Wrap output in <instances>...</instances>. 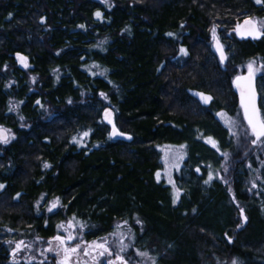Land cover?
Segmentation results:
<instances>
[{
    "label": "trees",
    "instance_id": "trees-1",
    "mask_svg": "<svg viewBox=\"0 0 264 264\" xmlns=\"http://www.w3.org/2000/svg\"><path fill=\"white\" fill-rule=\"evenodd\" d=\"M248 17L264 20V3L0 0V125L15 134L0 143V220L16 226L19 241L43 251L52 237L65 235L57 219L45 218V203L54 197L59 219L82 231L70 245L101 241L123 221L132 230L130 264H151V258L155 264H264V174L251 196L244 164L232 174L247 217L236 235V208L219 178L207 188L187 169L185 195L174 204L170 187L154 177L157 145L187 140L194 163L211 153L193 142L198 131L227 134L209 110L236 107L233 78L249 61L264 65V36L235 31ZM214 26L224 63L210 43ZM17 53L28 57L27 67L15 61ZM256 86L260 106L264 70ZM204 90L213 109L195 99ZM107 107L131 140L110 138L102 115ZM9 248L0 242V264ZM37 260L30 264L55 263Z\"/></svg>",
    "mask_w": 264,
    "mask_h": 264
},
{
    "label": "rangeland",
    "instance_id": "rangeland-1",
    "mask_svg": "<svg viewBox=\"0 0 264 264\" xmlns=\"http://www.w3.org/2000/svg\"><path fill=\"white\" fill-rule=\"evenodd\" d=\"M212 41H213V38H211L210 43H213ZM15 61L18 62L19 65L24 66V64L21 63V61L18 57L15 58ZM247 65H248V63L244 64L241 71H239L237 74H240L242 72H247ZM261 65H262L261 63L255 62L254 66L257 69H259L256 72L255 76H258L261 73V71L264 70V67H261ZM198 104L200 107L202 106L199 102H198ZM225 107L226 108L220 110L221 112H219V113H225L226 115H219V119L222 121V123L225 126L224 130L227 133L226 135L230 134L232 137V143H231L232 146H231V148H229V150L225 151L224 147L220 145L223 148L222 149L223 157L217 156L218 158H212L213 155H209L207 160H205V161L200 160V163H201L200 167L202 169L201 170V178L204 180V182L206 180H209V173H211L212 177L219 178L221 180L224 188L228 190L229 201H230V203H232L235 206L236 212H237V216H236L237 221H238L237 222V228L235 230H233V232H232L233 235H236V232L243 228L242 222L244 221L245 213L243 212V214H241V212H240V209L242 208V204H240L239 200H237L234 189H233V184H231L234 182L235 178L232 179L231 177H232L234 170H236V168H238V165L243 163L245 166V169H246L245 175H244V177H245L244 182L246 184H248L247 185L248 187H246L247 188V195L251 196V195H254L255 193L258 192L259 184L263 178L262 174H264V167H262V166H264V142H257L256 144L252 143V140L255 139V137L252 136V134L248 128V125L243 118L242 109H241L240 105L238 106V99H237L236 107H234L232 110L228 108V105ZM262 111H264V108H262ZM230 121H231V123H230ZM3 126L5 128H8L5 125H3ZM197 134H199L198 137H205V136H203V134H201V131H198ZM202 139H205V138H202ZM202 139H200V141ZM207 143L213 147V144L210 143L208 139H207ZM156 147H157L158 152H159L158 156L161 160L159 163V169L157 172L160 173V179L167 181L168 176L166 175V173L168 172V170H171V168H173V167H179V165L184 160V158L186 159V152L184 151L183 148H181L178 144H175V143H172L169 145H165V144L161 143V144L157 145ZM215 147L218 148V144H216ZM173 157H179V161H178V159L174 161ZM194 166H195V164H193L192 168ZM259 169H262V171H260ZM157 172H156V174H157ZM156 178H157V175H156ZM54 201H56V198L52 197L48 202L45 203V209L47 210L46 215H48V217L54 221H55V219H57L56 222H58L59 225L61 223H64L65 226H67L68 220H65V219L60 220L59 219V212H60V208L58 206L59 204H57V206L55 208H53L52 211H49V208L52 206V203ZM39 204L40 203H37V206H39ZM1 228L5 229L4 233H6V235H7L6 238L3 237V233H2ZM113 228L114 229L112 231H110L103 238H106L107 243H108L110 248H111V246L114 245L117 247V250H118V248H119V233H123V235H124L123 243L128 245V247H127L125 253H123V255H125V258L128 260V264L132 263V261L129 260V258L132 259V257L126 255V252H129L130 249L132 248V240L133 239H132L131 228H129L126 225V223L123 221L119 222ZM60 229L63 232H65L64 228H60ZM71 230L74 233L78 232L75 229H71ZM81 232L82 231H79L80 235H81ZM114 232H116L118 234L115 236L111 235ZM65 235H66V232H65ZM2 237H3V239H2ZM17 237H18V232H17L16 226H14L12 224H8L6 226L0 227V242L3 241V243L5 245L10 247L9 248L10 249L9 250V252H10L9 256H11V260H12L11 264H13V262H16L18 259H19L18 264H22V263L30 264L32 261L38 262L37 258H45L49 262L55 261V263L59 264V261L61 259V254H58L57 252L48 251L49 246H51L53 248L56 247L57 242L54 240L49 241L46 244V246L44 247L43 251H40V247L38 248V250L33 251L32 250V247H33L32 243L29 242V244L31 245L30 248H28L27 250L22 249L21 251L17 252L15 254V256H13V248H15L16 242L19 241V237L18 238ZM9 242H11V243H9ZM24 242H25V244H27L26 241H24ZM101 242H103V241L101 240ZM229 243H231V241ZM69 244H70V242H69ZM83 247H84V244L81 245L82 249H83ZM117 250H115V251H117ZM115 251H113V256H112L113 259H115ZM92 255H95V253H91V255H88V256H84L81 253V255L79 257L80 264H93ZM100 259H101V261L104 262V264H106V257H101ZM145 260L149 261V258H145ZM138 261L136 264H140ZM149 262H147V263H149ZM55 263H53V264H55ZM214 263H215V261L213 260V262H211V263H204V264H214ZM215 264H232V262L228 261L227 259H223L222 261L216 262Z\"/></svg>",
    "mask_w": 264,
    "mask_h": 264
},
{
    "label": "snow or ice",
    "instance_id": "snow-or-ice-1",
    "mask_svg": "<svg viewBox=\"0 0 264 264\" xmlns=\"http://www.w3.org/2000/svg\"><path fill=\"white\" fill-rule=\"evenodd\" d=\"M106 3L107 0H104ZM256 3H264V0H256ZM111 6V5H109ZM95 15L98 18H102V13L100 11H97ZM81 27H84L81 25ZM212 35L213 39L216 41L217 49L220 51V59L221 62L227 59L226 55L223 51V45L220 43L219 38L216 36V30L215 26L213 27ZM235 31L238 32L242 37L243 36H250L252 38H258L261 36H264V20H257L253 19L251 17L245 18L243 21V24L238 23L236 25ZM169 36L173 35L172 33L168 34ZM180 51L187 55V50L184 48H181ZM18 58L20 59L21 63L24 64L25 67H27V60L28 57L21 56L19 53H17ZM255 61H249L247 65V75H237L233 81V83L236 85V88L239 90L240 93V106L243 109V115L244 118L247 120L248 128L250 129V132L252 136L255 137V139L252 140L253 144H256L257 142H264V111H262V108H264V104L258 106L257 104V91L253 85V79L256 74V72L259 70L255 66ZM261 67H264V65H261ZM105 95V94H101ZM201 97V99L204 100L205 103H208L212 97L205 95L204 93H198ZM71 102V101H69ZM37 104H40V101L36 102ZM11 111V109H9ZM218 115H226L225 113H219ZM112 113L110 110L105 109V119H108L109 123H112V132L109 134L110 138L115 135H125V133H122L119 131V129L116 128L115 124L112 122L111 119ZM231 123V121H230ZM90 131V130H89ZM89 131L83 132L82 136H88ZM131 137H129L130 139ZM15 139V134L12 132L11 129L5 128L3 125H0V143L8 144L11 142V140ZM75 140L76 137H73ZM209 142L213 144V146H216V142L209 137ZM181 148L184 146L181 145ZM44 167H50L49 164L45 163ZM199 171V169H197ZM157 179L160 177V173L157 172ZM212 179L211 173H209V180H206L205 183H209V181ZM172 183V181H169ZM5 186L3 184H0V189L4 188ZM177 194L179 192V189L176 190ZM20 194L17 193V196ZM59 203V198L56 199L52 203V206L49 208V211H52L53 208L57 206ZM241 214H243L244 210L240 209ZM246 220L247 217H244ZM80 228L83 229L86 227V225L81 222ZM59 228H64L67 235H56L52 237V240L56 241V247L53 248L49 246L48 251L50 252H57L58 254H61V259L59 261V264H80L79 257L81 253L84 256L91 255V253H95V255H92V261L93 264H104L103 261H101V257H106V264H128V260L125 258V253L128 245L123 243L124 235L123 233H119V248L117 251H115V259L112 258L113 256V250L109 247L106 238H101V241H91V242H83L84 247L81 248V243H75L74 245H70V241L77 240V237L80 235V233H74L71 229H74L76 227L73 220H69L67 222V226H65L64 223H61L58 225ZM118 233L114 232L111 235L115 236ZM39 239V238H37ZM11 243V242H9ZM30 244H25L23 240L17 241L15 248H13V256L22 249L27 250L30 248ZM141 257H147V252H139L138 253ZM151 264H155V258H151ZM232 264H238L237 260H233Z\"/></svg>",
    "mask_w": 264,
    "mask_h": 264
},
{
    "label": "flooded vegetation",
    "instance_id": "flooded-vegetation-1",
    "mask_svg": "<svg viewBox=\"0 0 264 264\" xmlns=\"http://www.w3.org/2000/svg\"><path fill=\"white\" fill-rule=\"evenodd\" d=\"M198 93H204L205 95L210 96V97H212V95L209 92L205 91V90L204 91H197V92L194 93L195 99L198 100V102L203 106L204 109L205 108L206 109L212 108V105L214 103L213 97L208 103H205L204 100L201 99V97L199 95H197ZM238 106H239V100H238ZM209 111H210L209 113L211 114L212 118H214V120L216 122L220 123L222 128L225 129V126L222 123V121L219 119V115H218V113L221 112V111L211 110V109ZM201 133H202V131H201ZM202 134L205 137H198V135H199L198 134L197 136H195V138H193V142H197V143H199V144H201V145H203L205 147H208L210 149L211 153H212V154L210 153L209 155H213L212 158H218L217 156L223 157V154H222V149L223 148L221 146L224 147L225 151L229 150V148H231V146H232V144H231L232 143V137H231L230 134H228L226 136L225 135L224 136H219V135L215 136L211 132H206V133H202ZM209 137H211L213 140L216 141V144H218V148L214 147V146L212 147L211 145H209L207 143V139ZM202 138H205V139H202ZM200 139H202V140L200 141ZM163 144L169 145V143H163ZM175 144H178L179 146H181V145L184 146L183 149L186 152V159L184 158V160L181 162L179 167H173V168H171V170H168V172L166 173V175L168 176L167 181H164L163 179H160V177H159V179H157L156 175H155L157 171L155 172L154 177L156 178L157 181H159V180L164 181L165 184L170 187L168 191L171 194L172 203H174V204L178 203L179 204V202L181 201V198L185 195V192H186L184 190L183 184H185V182L187 181L186 179L188 178V176L191 175L187 169L191 168L192 175L195 176V177H198V179H200L201 185L205 186L207 188H208V184L211 183L213 181V179H211L209 181V183L206 184L204 182V180L201 178V170H202L201 167H200L201 166L200 165L201 164L200 163L201 159H197L196 162L191 163V160H192V157L190 155V147H191V145H189V142L187 140H183L182 142L175 143ZM173 158H174V161L177 160V159L179 161V157H173ZM193 164H195V166L193 167L194 169L192 168ZM197 169H199V171H197ZM170 180L172 181V183L169 182ZM221 185L223 186L222 183H221ZM177 189H179L178 194H177V191H176ZM45 218L48 219L49 218L48 215H46ZM8 224H10V222H6V221L3 222V221L0 220V227L6 226ZM225 236L227 237L226 234H225ZM9 255H10V252H8L7 255H6V256H8V259L5 262L6 264L7 263L11 264V262H12L11 256H9ZM18 263H19V259L16 262H13V264H18Z\"/></svg>",
    "mask_w": 264,
    "mask_h": 264
},
{
    "label": "water",
    "instance_id": "water-1",
    "mask_svg": "<svg viewBox=\"0 0 264 264\" xmlns=\"http://www.w3.org/2000/svg\"><path fill=\"white\" fill-rule=\"evenodd\" d=\"M240 24H243V22L242 23H240ZM237 35L238 36H240V37H242L238 32H237ZM247 37H250V36H243V38H247ZM250 38H252V37H250ZM220 41V40H219ZM213 44H212V48L214 49V51H215V53L218 55V57H219V60H220V62H221V59H220V51H218V49H217V44H216V41L213 39ZM221 44H222V42H220ZM223 51H224V49H223ZM225 55H226V53H224ZM225 62V60L223 61V62H221V63H224ZM248 73L247 72H242V73H240V74H237V75H247ZM235 79V78H234ZM234 79H233V81H234ZM232 85H233V87H234V89H235V91H236V94H237V98H239V104H240V93H239V90L236 88V85L232 82ZM253 85H254V87H255V89H256V91H257V104H258V102H259V97H258V90H257V86H256V81H255V76H254V79H253ZM106 109H108V110H110L111 111V113H112V116H111V119H112V122H114V115H113V111H112V109H110L109 107H107ZM242 109V108H241ZM242 113H243V109H242ZM102 115H103V118H104V120L111 126V129H110V132H109V134L112 132V123H109V121H108V119H105V109L103 110V112H102ZM243 118H244V115H243ZM244 120L246 121V123H247V120L244 118ZM248 125V124H247ZM117 128V127H116ZM118 129V128H117ZM120 131V130H119ZM121 132V131H120ZM123 133V132H122ZM129 137H131L128 133H125V135H115V136H112L111 138H113V139H115V138H121V139H124V140H131V138L129 139Z\"/></svg>",
    "mask_w": 264,
    "mask_h": 264
},
{
    "label": "bare ground",
    "instance_id": "bare-ground-1",
    "mask_svg": "<svg viewBox=\"0 0 264 264\" xmlns=\"http://www.w3.org/2000/svg\"><path fill=\"white\" fill-rule=\"evenodd\" d=\"M240 105V104H239ZM241 107V106H240ZM111 109V108H110Z\"/></svg>",
    "mask_w": 264,
    "mask_h": 264
}]
</instances>
